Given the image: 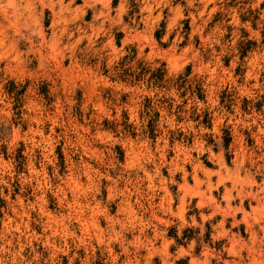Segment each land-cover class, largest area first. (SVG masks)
<instances>
[{"label": "rangeland", "instance_id": "rangeland-1", "mask_svg": "<svg viewBox=\"0 0 264 264\" xmlns=\"http://www.w3.org/2000/svg\"><path fill=\"white\" fill-rule=\"evenodd\" d=\"M0 264H264V0H0Z\"/></svg>", "mask_w": 264, "mask_h": 264}]
</instances>
